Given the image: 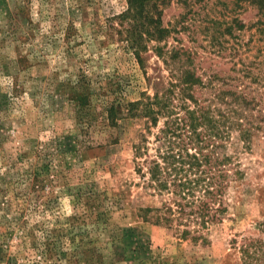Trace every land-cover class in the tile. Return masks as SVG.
<instances>
[{
	"label": "rangeland",
	"instance_id": "rangeland-1",
	"mask_svg": "<svg viewBox=\"0 0 264 264\" xmlns=\"http://www.w3.org/2000/svg\"><path fill=\"white\" fill-rule=\"evenodd\" d=\"M128 6L0 0V264H245V240L264 238V1L159 0L170 34L145 42L142 64L124 41ZM176 51L170 68L201 78L198 104L221 116L233 157L228 212L205 241L147 221L160 202L135 172L145 120L129 104L169 87Z\"/></svg>",
	"mask_w": 264,
	"mask_h": 264
},
{
	"label": "trees",
	"instance_id": "trees-1",
	"mask_svg": "<svg viewBox=\"0 0 264 264\" xmlns=\"http://www.w3.org/2000/svg\"><path fill=\"white\" fill-rule=\"evenodd\" d=\"M158 1L128 0V10L123 15L133 22L125 30L124 41L140 64L147 49L145 42L160 43L170 34L162 20L152 15ZM260 1L264 0H256ZM155 49L159 57H164L162 48ZM183 55L173 52L164 58L165 64L170 68ZM170 69L168 88L129 104L133 116L145 120V130L133 144L135 172L143 189L160 202L159 206L145 210L147 221L155 220V224L169 228L176 224L182 228L183 238L205 241V230L222 222L228 212L224 196L233 173L228 168L233 157L224 141L221 116L216 118L210 108L198 104L196 91L203 85L201 78L184 66ZM233 97L238 103H247L240 93L233 92ZM86 100L83 97L79 105L84 106ZM189 101L195 104L194 109ZM175 102L185 112L184 117L176 112ZM107 114L110 126L116 127L118 111L114 104H110ZM242 119L235 120L232 127L240 131L243 143L249 144L252 132L242 124ZM161 121L163 125L159 126ZM237 171L234 169V175H242ZM259 225L264 233V222ZM241 252L245 264H264V238L245 240Z\"/></svg>",
	"mask_w": 264,
	"mask_h": 264
}]
</instances>
